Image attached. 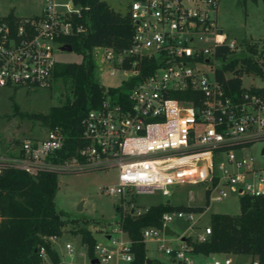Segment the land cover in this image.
Listing matches in <instances>:
<instances>
[{"label": "built area", "instance_id": "obj_1", "mask_svg": "<svg viewBox=\"0 0 264 264\" xmlns=\"http://www.w3.org/2000/svg\"><path fill=\"white\" fill-rule=\"evenodd\" d=\"M219 2L129 1L125 13L133 27L130 45L92 51L95 69L109 75L122 72L123 78L117 86L104 87L100 104L86 113L81 145L73 152L60 128L41 123L36 136H29V130L20 138L0 136V171L14 168L36 177L43 172L118 170L116 186L102 190L119 196L120 213L114 225L101 232L106 243L95 238L93 255L82 264H134L132 242L120 219L148 210L135 205L137 195L160 192L169 197L171 187L187 184L203 185L207 204L230 194L239 199L264 197V166L255 169L251 159L242 156L251 144L264 143V92L248 88L233 96L218 79L222 60L218 65L217 49L233 51L237 46L226 37L217 38ZM80 17L81 8L72 0L64 9L55 0H45L37 15L0 17V88L47 87L58 62L55 51L67 44L63 39L85 32ZM123 85L122 92H110ZM260 154L264 158V146ZM189 199L194 200L192 193ZM197 213L202 212L166 210L159 226L141 228V238L156 242L181 264H232L227 257L196 263L190 245L181 239L187 234H165L169 222L184 215L193 222L192 229ZM210 233L208 223L192 239L203 242ZM57 238H48L52 247ZM173 241L176 244L169 245ZM64 248L72 258L73 245L67 242ZM40 255L41 264H77L60 258L54 263L43 247ZM245 264L260 263L251 258Z\"/></svg>", "mask_w": 264, "mask_h": 264}, {"label": "trees", "instance_id": "obj_2", "mask_svg": "<svg viewBox=\"0 0 264 264\" xmlns=\"http://www.w3.org/2000/svg\"><path fill=\"white\" fill-rule=\"evenodd\" d=\"M81 8L78 23L85 32L63 39L72 51L81 54L80 62L55 64L52 80L67 84L70 97L48 112H21L47 128H60L65 135L66 146L73 152L81 145L82 120L86 113L96 108L104 98V87L95 78V63L92 56L94 47L105 46L114 49L126 48L131 43L133 27L126 13L111 8L105 0H72ZM8 18L14 17L12 13ZM248 55L229 56L227 47H219L216 56L222 60L217 77L230 95H237L246 88L242 77L248 74L264 75V64L256 57H264V41L245 42ZM229 74V77H226ZM124 85L111 88L110 92H122ZM251 92H264V86L251 87ZM120 94V93H119ZM14 113H18L13 104ZM66 155V154H64ZM56 172H43L32 177L26 172L5 168L0 171V264H41L40 248L43 247L50 260L59 262L55 249L48 238L59 237L66 231V225L76 226L74 233L80 234L86 247V254L93 255L95 237L92 230L78 224L55 204L57 192ZM238 214L212 213L209 219L211 233L206 241L198 242L186 238L192 253L204 256L217 253L248 254L264 264V197L242 196ZM207 206L153 204L138 216L121 217L122 228L127 232L135 254L134 264H164L151 259L147 263L145 244L140 230L144 226L160 225L161 214L166 210L203 212ZM117 214L121 208L115 206Z\"/></svg>", "mask_w": 264, "mask_h": 264}, {"label": "rangeland", "instance_id": "obj_3", "mask_svg": "<svg viewBox=\"0 0 264 264\" xmlns=\"http://www.w3.org/2000/svg\"><path fill=\"white\" fill-rule=\"evenodd\" d=\"M60 9H64L67 0H55ZM111 7L120 13H125L130 0H105ZM45 0H0V17H5L12 13L17 17L33 16L41 12ZM217 24L221 29V34L217 36L226 37L228 41L233 40L237 46L229 56L248 55L245 42L256 43L258 46L264 41V0H220L217 10ZM55 56L58 62H80L81 54L75 51L56 50ZM260 64H264V57H256ZM221 64L220 62H218ZM264 69V68H263ZM95 78L103 87L119 85L123 78L122 72L109 75L94 71ZM229 76V74H227ZM242 86L246 89L251 87L264 86V75L248 74L242 77ZM67 84L60 80H51L47 87L36 88H0V136L3 140L10 138H20L26 135L36 136V126L39 121H34L21 112L46 113L52 106L60 105L66 97H70ZM13 104L17 105L19 112L14 113ZM44 133L40 129V135ZM264 143L256 142L246 147L242 151V156L250 160L255 169L263 168L264 158L260 152ZM118 170L115 168L88 170L74 173H58L57 192L55 204L58 209L68 213L70 218L78 219L80 226H85L92 230L98 243H106L103 232L114 225L117 220L115 206L120 202L117 195L107 194L102 188L116 186ZM251 179V178H250ZM171 196H163L160 192L153 194H140L135 196V205L145 208L153 204H164L169 200L171 205H193L207 206L200 214H194V227L192 221L183 217H175L169 226L181 235H188L186 238L195 237L196 233L209 223L212 213L238 214L240 211V200L236 194H230L220 202H210L207 204L203 185H176L170 188ZM189 193L193 194L194 200L189 199ZM81 209L78 210L79 204ZM76 226L72 223L66 225V231L62 233L52 245L59 258L64 262L82 264L86 262V247L81 242L80 234L74 233ZM71 243L74 247L72 258L67 254L64 245ZM145 244L146 255L149 259L164 264H181L174 261L170 256L157 248V243L147 240ZM175 241L169 243L174 246ZM229 258L232 264H245L252 257L248 254L237 253H217L210 256H203L199 253L192 254L196 263H204L215 259L223 260ZM45 264H50L46 261ZM158 264V263H154Z\"/></svg>", "mask_w": 264, "mask_h": 264}, {"label": "water", "instance_id": "obj_4", "mask_svg": "<svg viewBox=\"0 0 264 264\" xmlns=\"http://www.w3.org/2000/svg\"><path fill=\"white\" fill-rule=\"evenodd\" d=\"M60 50H63V51H72V47L70 46V44H64L62 46H60ZM167 203H169V201H167ZM81 203L78 205L77 209L80 210L81 209ZM164 232L165 234L167 235H170V236H174V237H179V233H177L176 231L170 229L168 226L164 228ZM182 240H185L184 237H181ZM151 262V259H147V263H150Z\"/></svg>", "mask_w": 264, "mask_h": 264}, {"label": "crops", "instance_id": "obj_5", "mask_svg": "<svg viewBox=\"0 0 264 264\" xmlns=\"http://www.w3.org/2000/svg\"><path fill=\"white\" fill-rule=\"evenodd\" d=\"M108 4V3H107ZM109 5V4H108ZM110 6V5H109ZM111 7V6H110ZM111 8H113V7H111ZM114 9V8H113ZM115 10V9H114ZM210 256V255H209Z\"/></svg>", "mask_w": 264, "mask_h": 264}]
</instances>
